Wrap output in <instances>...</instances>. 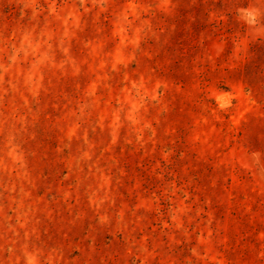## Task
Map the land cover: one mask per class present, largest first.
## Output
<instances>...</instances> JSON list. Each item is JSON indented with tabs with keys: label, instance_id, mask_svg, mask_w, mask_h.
Wrapping results in <instances>:
<instances>
[{
	"label": "rangeland",
	"instance_id": "1",
	"mask_svg": "<svg viewBox=\"0 0 264 264\" xmlns=\"http://www.w3.org/2000/svg\"><path fill=\"white\" fill-rule=\"evenodd\" d=\"M0 264H264V0H0Z\"/></svg>",
	"mask_w": 264,
	"mask_h": 264
}]
</instances>
